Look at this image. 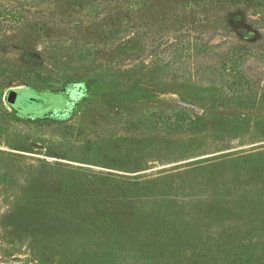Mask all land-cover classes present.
Returning <instances> with one entry per match:
<instances>
[{"label": "rangeland", "instance_id": "1", "mask_svg": "<svg viewBox=\"0 0 264 264\" xmlns=\"http://www.w3.org/2000/svg\"><path fill=\"white\" fill-rule=\"evenodd\" d=\"M263 12L0 0V264H264V101L221 105L217 61L240 41L226 22ZM250 38L259 51L264 27ZM254 53L240 71L264 88Z\"/></svg>", "mask_w": 264, "mask_h": 264}, {"label": "trees", "instance_id": "2", "mask_svg": "<svg viewBox=\"0 0 264 264\" xmlns=\"http://www.w3.org/2000/svg\"><path fill=\"white\" fill-rule=\"evenodd\" d=\"M264 13V12H263ZM258 16L257 20H252L250 24H242L240 22L227 21L224 25L227 32H235L238 34L240 41L236 43H228V50L222 55L219 54L217 61L222 65V69L230 77L231 85L230 90H233L229 97L224 98L221 105H227L237 108H252L262 101H264V88L260 87L256 81V78H248L243 72L240 71L239 62L244 60L250 55L257 53L259 57L253 59H259L264 61V43L261 44L259 51L255 50V44L257 39L250 38L251 30L264 27V14ZM196 29V28H195ZM211 39V37L209 38ZM196 47H201L200 42H194ZM206 47V46H205ZM219 46H208L206 50L217 49ZM12 50L18 48H10ZM224 50V51H225ZM258 84V85H257ZM223 89V88H222ZM224 90V89H223ZM53 98L42 96L31 91L17 92L16 105H20L23 109H37L43 106L44 103L50 102Z\"/></svg>", "mask_w": 264, "mask_h": 264}, {"label": "water", "instance_id": "3", "mask_svg": "<svg viewBox=\"0 0 264 264\" xmlns=\"http://www.w3.org/2000/svg\"><path fill=\"white\" fill-rule=\"evenodd\" d=\"M17 99V92L16 91H10L7 96V102L10 104H15Z\"/></svg>", "mask_w": 264, "mask_h": 264}]
</instances>
